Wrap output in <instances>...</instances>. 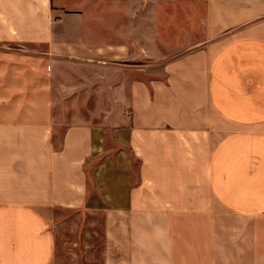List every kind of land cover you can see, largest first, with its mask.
<instances>
[{"label": "crops", "instance_id": "0c3cea01", "mask_svg": "<svg viewBox=\"0 0 264 264\" xmlns=\"http://www.w3.org/2000/svg\"><path fill=\"white\" fill-rule=\"evenodd\" d=\"M60 213L105 264H264V0H0V264Z\"/></svg>", "mask_w": 264, "mask_h": 264}, {"label": "rangeland", "instance_id": "374dc122", "mask_svg": "<svg viewBox=\"0 0 264 264\" xmlns=\"http://www.w3.org/2000/svg\"><path fill=\"white\" fill-rule=\"evenodd\" d=\"M69 219V218H68ZM71 233L64 234L63 214L57 215L58 252L55 264H105V241L102 236V220L72 217ZM84 225L83 231L81 227ZM97 225V226H96ZM97 228H99L97 230Z\"/></svg>", "mask_w": 264, "mask_h": 264}]
</instances>
